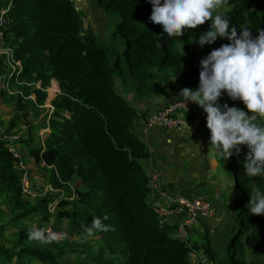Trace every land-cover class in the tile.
<instances>
[{"label":"trees","instance_id":"trees-1","mask_svg":"<svg viewBox=\"0 0 264 264\" xmlns=\"http://www.w3.org/2000/svg\"><path fill=\"white\" fill-rule=\"evenodd\" d=\"M94 2L104 14L119 19L114 34L122 41L123 61L141 96L167 92L161 88L170 85L169 70L183 88L197 89L200 61L230 43L223 38L203 47L195 43L197 36L210 30L211 21L186 30L181 37H168L162 25L143 23L141 13H152L147 0ZM223 4L227 9L219 15L229 21L230 28L250 29L253 38L258 29H264V0H224ZM3 10L4 46L21 64L18 75L8 79L9 88L15 89L9 94L15 112L24 118L38 116L47 88L58 86L60 94L40 121L48 132L38 146L36 126L24 120L27 129L20 133L14 130V119L5 123L0 117V264H63L67 254L83 257L76 264H188L187 250L173 238L177 220L160 222L148 203L144 162L150 153L133 132L136 119L147 115L127 104L115 90L121 59L112 60L99 37L83 30L81 12L72 0H0V12ZM8 71L0 60V76ZM159 78L169 85L153 82ZM218 103L247 112L242 101H233L223 92ZM194 114L200 129L211 136L203 108L195 105ZM255 122L264 126V118L257 117ZM10 145L23 147L26 155L14 157ZM239 147L240 154L234 152L229 158L234 178L232 200L239 221L230 247H246L260 256L264 255V233L254 232L253 226L264 224V215H250L246 206L255 189L264 192V174L249 177L244 173L249 150L246 145ZM31 163L47 174V184L58 192L33 199L22 195L21 179L26 173L31 182ZM105 215L107 220H103ZM93 217H100L112 230L95 232L92 242H65V249L59 243L37 245L22 230L23 223L46 225L54 219L58 224L53 229L66 223L67 232L72 233L82 224H90ZM204 250L217 264L208 242ZM229 264L247 263L233 256Z\"/></svg>","mask_w":264,"mask_h":264},{"label":"clouds","instance_id":"clouds-1","mask_svg":"<svg viewBox=\"0 0 264 264\" xmlns=\"http://www.w3.org/2000/svg\"><path fill=\"white\" fill-rule=\"evenodd\" d=\"M147 2L152 5L150 21L162 25L168 37H181L186 30L197 29L211 21L210 30L197 36L195 43L201 47L211 45L218 37L230 41L212 50L200 61L199 86L197 89L183 88L181 100L186 101V105L191 102L203 108L206 126L211 133V148L218 156L226 161L234 152L240 154L239 146L246 145L249 151L243 164L244 173L249 177L264 174V126L255 122L257 117L264 118V29H258L257 37L253 38L250 29L230 28L229 21L219 14L213 18V13L223 5L224 0ZM222 92L233 101H242L247 112L229 107L227 103L219 104ZM164 185L174 193L169 185ZM249 196L246 206L249 214L264 215V192L255 189ZM107 219L105 215L103 220ZM103 220L93 217L90 224H82L81 227L88 236L111 231V226L105 225ZM58 238V234L51 230L37 226L28 229L30 241L50 244Z\"/></svg>","mask_w":264,"mask_h":264},{"label":"rangeland","instance_id":"rangeland-1","mask_svg":"<svg viewBox=\"0 0 264 264\" xmlns=\"http://www.w3.org/2000/svg\"><path fill=\"white\" fill-rule=\"evenodd\" d=\"M75 4L77 10L81 12V20L83 24V30L85 32H90L97 37H99L100 41L104 44V47L109 51V57L112 60L119 61V74L114 78V85L115 90L118 94L124 98L125 102L130 106L135 105V109H139L138 105H141L142 101H149L154 102L157 106H162L166 102L163 101H170V100H181L183 99L180 96L175 94H180L181 90L183 89L181 80H177L174 77L171 78V70H169V81L170 85L165 83V81L161 78L155 79L153 82L156 84H160L161 86L167 84V87H162L161 90L169 91L164 96L160 97L159 94L150 93L148 96H141L138 95L134 82L131 79L127 65L123 61V44L120 38H118L114 32L117 29V25L119 23V19L117 16H110L104 14L96 5L94 0H72ZM227 9V5L223 4L219 10H217L213 15L219 14V11H223ZM141 18L144 24H148L150 19L146 13H141ZM151 15V14H149ZM222 39V38H217ZM8 66V65H7ZM9 68V67H8ZM189 76V75H187ZM184 77V76H183ZM182 77V78H183ZM181 86V87H180ZM39 88V84L36 85ZM53 87L51 85L47 88V98L46 102L43 105V109L40 111L38 116H28L24 118L23 114L16 113L14 110V103L9 100V96H11L15 89L9 88L11 95H4L0 93V117L1 119L7 123L10 119H14L17 123V127L14 129L20 133L24 132L27 129V125L25 124L24 120H26L29 124L36 126L37 134L39 135L40 139L39 142L36 144L38 146L42 143L44 138V134L48 132L47 128H44L42 123H40L42 117L46 114V111L51 112V101L56 98L57 95L60 94L58 89V93L53 95L51 92ZM174 88V89H173ZM49 89V92H48ZM57 91V90H56ZM50 93V94H49ZM175 95V96H174ZM159 96V97H158ZM177 96V97H176ZM32 100L35 99L34 96L30 97ZM144 105V104H143ZM192 105H196L193 104ZM40 107V108H41ZM156 112V111H155ZM154 113V112H153ZM150 112L149 114H153ZM199 122V119L197 118ZM189 123V122H188ZM193 125L192 123H189ZM192 130V129H191ZM190 131V129H189ZM200 134L205 142H201L200 148L204 149L207 148L208 158H216L218 162V167L216 171L209 172V179L212 182L206 181V176L204 177V171H202V175L195 176L194 171L187 170L188 164H183V170H179L177 173L173 174V178L171 181L173 184L171 185V189L174 193L182 194V190L184 189H191V196L195 197L198 195H202L206 200L210 201L216 209L217 218L219 219V225L217 228H213V232L210 231L209 220H201L198 224H196L193 229L189 230V239L192 243H195L198 246H205L206 243H209L211 250L214 253V257L216 258L217 264H229V260L231 257L235 258H242L245 260L247 264H253L256 262H264V255L255 256L252 254L246 247L243 249L238 247H230V242L232 238L238 232L239 221H238V208L234 204L232 200V189L234 185V178L232 169L230 166V161L223 160L220 156L217 155L216 150L211 148L210 144V134L206 131V134L203 130L200 131ZM18 137V136H17ZM12 148V146H8ZM13 151L17 154H21L22 156L26 155L27 151L19 146L18 149L12 148ZM201 149V150H202ZM206 151L204 152V156L207 154ZM176 155H174L175 159ZM185 159V158H183ZM187 161H190L187 157ZM29 173H30V183L33 185L34 188L37 190L35 191L39 195H43L44 191L43 188L48 185L47 181V174H44L43 171L38 169L34 163L29 165ZM146 171V170H145ZM159 172L158 169L154 170L153 172ZM192 172V173H191ZM147 173V172H146ZM191 174V175H190ZM162 175V174H161ZM204 184V185H202ZM212 190H216L219 192V199L213 198ZM52 226L57 225V220L52 219L50 222ZM32 222H27L22 224V230L25 231V234L28 236V229L31 226ZM48 225V224H46ZM61 225V224H60ZM32 228V226H31ZM60 231L65 232L68 238H65L59 244L63 245L65 249V242L67 243H77L83 244L86 242H92L93 235L88 236L84 233L82 227L75 229L72 233L67 232V225L63 223L60 228ZM254 232L264 233V224L256 223L253 226ZM7 235L10 234L6 232ZM9 238V237H8ZM68 239V240H67ZM67 240V241H66ZM37 245H42L37 241H32ZM244 242V238L241 239V243ZM2 241L0 240V244ZM60 246V245H59ZM239 246V245H238ZM79 259L73 255H65L63 256V264H76L80 261H83V257L78 255Z\"/></svg>","mask_w":264,"mask_h":264},{"label":"built area","instance_id":"built-area-1","mask_svg":"<svg viewBox=\"0 0 264 264\" xmlns=\"http://www.w3.org/2000/svg\"><path fill=\"white\" fill-rule=\"evenodd\" d=\"M5 13L6 10L0 12V60H2V64L6 70L10 71H8V75L5 74L0 76V91H5L8 94H11L9 91L8 79L12 74L18 75V71L21 70V64L14 60L12 50L4 46V30L6 24L4 19ZM192 107L193 105L191 102L186 105V101L178 100L166 105L153 114H148L144 118V123L147 128L153 126L163 129L177 130L189 128V123H191L189 118ZM50 108L52 109V107ZM12 148H9V150L13 153V156L17 158L18 156ZM19 167L22 170L25 169L22 165H19ZM153 171L149 172L147 175V186L149 189L148 203L150 206L152 205L155 213L161 218L160 222H165L171 218L177 220L176 228L173 231V238L187 250L186 262H188V264H214L209 259L202 246H195L191 242L189 239V230L193 229L199 221L209 220L210 231L213 232V228H217L220 222L217 218L218 215L216 209L202 196L189 198L172 193L162 182L161 173ZM35 191L36 190H34L29 183L28 176L24 173L21 179L22 195L30 199L41 196ZM43 191V195L58 192V190L53 189L50 185H46L43 188ZM53 210L54 206H51L50 211L52 212ZM33 226L51 230L58 234L59 238L52 243H60L67 238L65 232L53 229L51 223L48 225L35 223Z\"/></svg>","mask_w":264,"mask_h":264},{"label":"crops","instance_id":"crops-1","mask_svg":"<svg viewBox=\"0 0 264 264\" xmlns=\"http://www.w3.org/2000/svg\"><path fill=\"white\" fill-rule=\"evenodd\" d=\"M168 92L169 91L161 93L159 96L162 97ZM175 95L180 96V94ZM155 101L156 100L153 102L142 101L141 105H138L139 109L136 110L145 112V115H148L150 112L153 113L158 111L175 100L163 101L166 103L162 106L155 105ZM132 107L135 108L136 106L132 105ZM141 117L142 116H139V118L136 119L135 125L133 126V132L137 138L146 145L150 153L149 159L144 162V167L147 172L158 169L162 174L161 179L163 180V183L171 187L173 184L171 181L173 174L181 169L183 170V164L187 163V170L194 171L196 177L202 175V171H204L206 181H209V183L212 182L211 179H209V172L217 170L218 162L216 158H208L209 154L207 153V148H200L201 142L205 141L200 134V122L197 121V116L194 114L193 107L189 118V121L193 125L182 130L163 129L154 126L147 128L144 123V116L143 118ZM205 151L207 154L204 156ZM174 155H176L175 159H173ZM187 157L190 161H187ZM187 191L192 193L191 189H184L182 190V193ZM212 192L213 198L215 199L217 196L219 199V192L216 190H212Z\"/></svg>","mask_w":264,"mask_h":264},{"label":"bare ground","instance_id":"bare-ground-1","mask_svg":"<svg viewBox=\"0 0 264 264\" xmlns=\"http://www.w3.org/2000/svg\"><path fill=\"white\" fill-rule=\"evenodd\" d=\"M58 89L59 87L58 86H53L51 92L53 93V95H56V93H58ZM57 90V91H56ZM48 92H49V89H48ZM50 94V93H49Z\"/></svg>","mask_w":264,"mask_h":264},{"label":"water","instance_id":"water-1","mask_svg":"<svg viewBox=\"0 0 264 264\" xmlns=\"http://www.w3.org/2000/svg\"><path fill=\"white\" fill-rule=\"evenodd\" d=\"M77 9V8H76Z\"/></svg>","mask_w":264,"mask_h":264}]
</instances>
